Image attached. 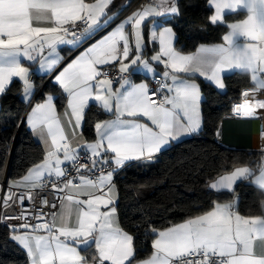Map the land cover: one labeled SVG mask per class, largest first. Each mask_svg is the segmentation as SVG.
<instances>
[{
	"label": "snow or ice",
	"instance_id": "6c2138e0",
	"mask_svg": "<svg viewBox=\"0 0 264 264\" xmlns=\"http://www.w3.org/2000/svg\"><path fill=\"white\" fill-rule=\"evenodd\" d=\"M206 9L208 24L226 30L189 48L173 23L181 0H0V95L20 83L16 127L40 145L21 173L0 177V224L24 264H264V199L242 212L238 192L247 184L264 196V132L244 162L173 158L215 199L160 226L143 210L131 226L121 220L117 175L159 163L203 130L201 78L226 93V72L247 77L217 138L225 118L264 119V0H206Z\"/></svg>",
	"mask_w": 264,
	"mask_h": 264
},
{
	"label": "trees",
	"instance_id": "16d2710c",
	"mask_svg": "<svg viewBox=\"0 0 264 264\" xmlns=\"http://www.w3.org/2000/svg\"><path fill=\"white\" fill-rule=\"evenodd\" d=\"M181 3L184 6L183 14L173 21L180 35L181 44L191 48L199 42L218 41L226 29L208 24L206 0H181ZM228 18L233 17L229 15ZM204 24L208 25L206 29L201 27ZM225 78L228 85L226 93L201 80L205 97L203 104L205 126L198 136L177 144L170 153L161 156L159 163L151 166L147 163H132L117 175L116 180L120 186L121 220L124 223L131 226V221L138 219L143 210L157 226H160L168 220L178 221L190 206L207 203L210 199L216 198L215 193L204 190L202 180L197 181L191 176H186L183 169L172 167L173 158L177 154L197 157L207 152L209 156H215L220 160L226 159L229 162L233 158L244 162L258 156V152L224 148L215 140V128L225 116L230 98L236 97L247 82V77L239 73L227 74ZM20 88L19 82L13 83L8 92L0 97V177H15L21 173L24 162L33 157L40 148L29 129L24 126L16 127L18 121L14 118L15 114L25 110L18 94ZM95 112V108L89 110L90 119L94 118ZM84 127L87 132L89 126L85 124ZM6 149H10V154ZM238 192L242 212L249 208H257L259 201L264 199L255 186L242 184ZM227 197L226 194H220L221 199ZM6 238L7 230L0 224V264L8 260L24 264L23 252L11 241L6 243ZM144 239L141 235L137 242L141 255L144 254L145 246L142 244Z\"/></svg>",
	"mask_w": 264,
	"mask_h": 264
},
{
	"label": "crops",
	"instance_id": "0c3cea01",
	"mask_svg": "<svg viewBox=\"0 0 264 264\" xmlns=\"http://www.w3.org/2000/svg\"><path fill=\"white\" fill-rule=\"evenodd\" d=\"M121 2L122 0H116V3L118 4ZM226 15L228 14L226 13ZM231 73H239V72L229 71V72H226L225 75L231 74ZM239 74H242V73H239ZM146 76L147 74L143 72H137L134 74V78H136L137 80L141 78H145ZM39 78H40L39 75H36L34 77L35 82L37 84H40L41 82ZM48 79H49L48 77H44L45 84L48 83ZM201 80L203 81L202 78ZM204 82L208 84L207 81H204ZM31 135L33 137L32 133ZM191 138L193 137H186L184 138V140L191 139ZM33 139L35 140L36 143L39 144L36 138L33 137ZM257 141H258V138L256 134V121L255 120L253 119H247V120L223 119V134H222V142L219 144L220 146L227 148V149H233V150H239V151H250V152L252 151V152L259 153Z\"/></svg>",
	"mask_w": 264,
	"mask_h": 264
},
{
	"label": "built area",
	"instance_id": "2783aa9c",
	"mask_svg": "<svg viewBox=\"0 0 264 264\" xmlns=\"http://www.w3.org/2000/svg\"><path fill=\"white\" fill-rule=\"evenodd\" d=\"M253 120L256 121V134H257V146L258 149L260 148V144H261V137H260V133L264 132V119H260V118H253ZM28 202L25 201V204H27Z\"/></svg>",
	"mask_w": 264,
	"mask_h": 264
},
{
	"label": "water",
	"instance_id": "95a60500",
	"mask_svg": "<svg viewBox=\"0 0 264 264\" xmlns=\"http://www.w3.org/2000/svg\"><path fill=\"white\" fill-rule=\"evenodd\" d=\"M225 117V116H224ZM225 119H227V118H225ZM215 140H216V142L218 143V144H220L221 142H222V137H220V138H215ZM212 193H214V192H212ZM221 194H226V195H230V193H228V192H223V193H221Z\"/></svg>",
	"mask_w": 264,
	"mask_h": 264
}]
</instances>
